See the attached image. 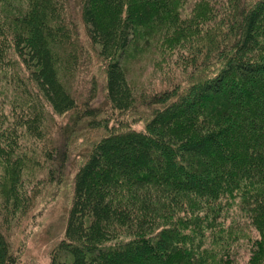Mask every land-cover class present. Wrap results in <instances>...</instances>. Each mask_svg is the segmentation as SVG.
I'll return each instance as SVG.
<instances>
[{
  "label": "trees",
  "instance_id": "16d2710c",
  "mask_svg": "<svg viewBox=\"0 0 264 264\" xmlns=\"http://www.w3.org/2000/svg\"><path fill=\"white\" fill-rule=\"evenodd\" d=\"M192 1L0 0V69L13 61L24 88L20 112L12 100L0 107V264L14 262L3 225L29 203L24 176L42 161L63 164L64 153L20 149L21 138L43 136L49 109L88 115L106 132L74 170L48 264H235L222 243L202 240L232 206L250 230L247 264H264V0ZM77 24L103 62L112 110L135 104L123 61L142 28L192 49L190 64L204 70L150 95L143 128L108 127L79 109L64 79L78 60Z\"/></svg>",
  "mask_w": 264,
  "mask_h": 264
},
{
  "label": "rangeland",
  "instance_id": "374dc122",
  "mask_svg": "<svg viewBox=\"0 0 264 264\" xmlns=\"http://www.w3.org/2000/svg\"><path fill=\"white\" fill-rule=\"evenodd\" d=\"M196 1H192L193 4ZM77 26L75 54L78 60L74 67L67 66L64 79L79 109L92 108L96 118L107 120L108 127L143 128L154 107L148 103L150 95L177 83L187 85L204 70L190 64L188 50L192 49L187 50L181 43L163 38L164 33L155 28H142L123 61L135 104L126 111L112 110L105 99L103 62L84 36L81 25ZM189 43L195 45L194 41ZM12 62L0 69V107L5 113L11 100V108L20 112L13 102L22 100L19 94L24 89L16 78L23 75ZM105 132L103 127L90 122L88 115L76 116L73 110L56 114L49 109L44 119L43 136L34 141L20 139V149L32 158H37L39 150L45 148L55 154L64 153V160L61 167L56 166L55 161H42L39 166H31L24 176L23 189L29 194V203L16 214L9 228L2 227L14 256L12 264H48L49 253L63 233L74 170L89 147ZM54 167L58 169L50 175L49 170ZM167 219L168 216L160 215L157 221L162 223ZM245 220L237 207H230L218 218L215 227L202 228L205 233L203 247L214 250L215 243L220 242L233 254L235 264H247L250 230Z\"/></svg>",
  "mask_w": 264,
  "mask_h": 264
}]
</instances>
